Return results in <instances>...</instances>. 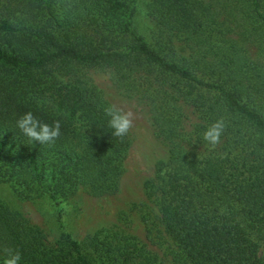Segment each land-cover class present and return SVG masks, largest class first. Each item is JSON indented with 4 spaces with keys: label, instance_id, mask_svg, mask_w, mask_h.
Masks as SVG:
<instances>
[{
    "label": "trees",
    "instance_id": "trees-1",
    "mask_svg": "<svg viewBox=\"0 0 264 264\" xmlns=\"http://www.w3.org/2000/svg\"><path fill=\"white\" fill-rule=\"evenodd\" d=\"M0 0V184L64 204L123 192L132 132L108 127V72L167 150L128 212L76 238L45 230L0 200V264H264V0ZM221 18V19H220ZM32 112L60 136L40 144L17 126ZM223 118L214 148L202 138Z\"/></svg>",
    "mask_w": 264,
    "mask_h": 264
},
{
    "label": "rangeland",
    "instance_id": "rangeland-1",
    "mask_svg": "<svg viewBox=\"0 0 264 264\" xmlns=\"http://www.w3.org/2000/svg\"><path fill=\"white\" fill-rule=\"evenodd\" d=\"M148 2L149 0H139L134 21L138 32L152 41V23L146 13ZM107 74L103 70L94 71L96 79L113 104L131 108L136 113L135 127L131 131L136 139V154L133 157L132 172L123 184V192L102 198L82 193L64 204L63 220L60 221L56 207L46 197L23 199L10 184H0V200L44 229L50 240L58 239L63 231H68L76 238L94 234L103 227L113 225L122 211L128 212L136 233H144L141 217L132 206L145 200L144 183L153 176L156 162L166 159L167 150L156 140L140 108L133 100L119 93Z\"/></svg>",
    "mask_w": 264,
    "mask_h": 264
},
{
    "label": "clouds",
    "instance_id": "clouds-1",
    "mask_svg": "<svg viewBox=\"0 0 264 264\" xmlns=\"http://www.w3.org/2000/svg\"><path fill=\"white\" fill-rule=\"evenodd\" d=\"M105 115L108 118L107 124L112 129L114 137L123 139L135 127L136 113L131 108L119 104H110L105 108ZM18 128L30 140L40 144L53 143L60 136L61 125L59 121L53 124L41 122L32 112H27L17 121ZM226 125L223 118L208 125L202 134V138L208 146L215 147L221 141ZM21 255L19 252H9L3 264H20Z\"/></svg>",
    "mask_w": 264,
    "mask_h": 264
}]
</instances>
